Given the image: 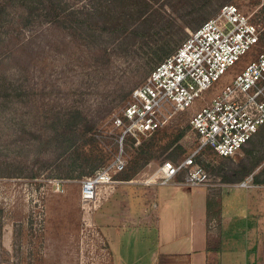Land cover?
Masks as SVG:
<instances>
[{
    "label": "rangeland",
    "instance_id": "rangeland-1",
    "mask_svg": "<svg viewBox=\"0 0 264 264\" xmlns=\"http://www.w3.org/2000/svg\"><path fill=\"white\" fill-rule=\"evenodd\" d=\"M53 1L85 21L86 31L58 26L48 0H0V264H117L121 256L125 264H153L150 257L158 253L170 217L153 218L151 227L142 217L170 189L146 183L164 163L179 164L198 150L190 120L214 92L191 110H172L168 123L138 147L128 141L126 170L101 189L91 209L82 200V182L119 153L114 120L164 60L162 50L174 52L223 6L236 4L262 32L242 68L264 48V0ZM143 146L147 165L140 157ZM196 161L210 176L201 187L208 191L209 221L217 219L218 228L222 209L242 215L239 233L246 234L254 264H264V126L233 157L204 149ZM246 168L254 170L246 179L257 176L258 183L242 188ZM179 192L172 206L180 210L183 243V193L192 189ZM111 202L120 203L121 214L114 208L120 221L110 219L115 230L108 231L99 214ZM138 210L145 211L135 215ZM229 237L221 262L239 264L243 257L228 252L242 240Z\"/></svg>",
    "mask_w": 264,
    "mask_h": 264
},
{
    "label": "built area",
    "instance_id": "built-area-1",
    "mask_svg": "<svg viewBox=\"0 0 264 264\" xmlns=\"http://www.w3.org/2000/svg\"><path fill=\"white\" fill-rule=\"evenodd\" d=\"M261 33L239 6L226 4L160 62L133 90L122 114L115 118L114 127L120 130L119 153L106 167L83 180L85 206L95 207L101 189L115 184V176L126 170L128 141L138 147L143 137L168 123L172 110H191L214 92L190 120L199 140L198 150L179 164L164 163L146 183L207 186L210 176L196 161L200 151L211 149L222 157L233 156L264 126V48L240 68L261 43ZM252 184L253 178H249L239 186Z\"/></svg>",
    "mask_w": 264,
    "mask_h": 264
},
{
    "label": "crops",
    "instance_id": "crops-1",
    "mask_svg": "<svg viewBox=\"0 0 264 264\" xmlns=\"http://www.w3.org/2000/svg\"><path fill=\"white\" fill-rule=\"evenodd\" d=\"M161 186H164L165 188L168 187L170 189V193L161 196V198L158 197L159 199H155V203L157 204V207H155V211H150V208H147V210L149 209L148 211H146L147 214L144 213V215L146 216L142 217L143 219H145V223L148 227L155 226L153 218L156 221V219H159L162 215L170 217L169 219H167V235L164 236L162 240V236L160 234L161 242L159 245V251L158 253L156 252L150 257V260L153 264H211V262L215 261L216 259L218 260V264H222L221 259L224 258V255H226V252L224 251V243L226 241H229V236H235L234 239L238 240L239 238H241L242 245L236 250L228 253H237L236 255L238 256L241 255L243 258L241 261L239 260V264L256 263L255 258H253V254L251 253L250 244H248V240L246 241L245 239L246 234L244 232L239 233V230L237 228L238 224H241L245 221L243 220L244 217L242 215H231L226 213L225 210L222 209L220 212L221 217L219 219V226L218 228H214L213 223L216 222L217 219L213 220V222L209 221L210 211L207 202L208 191L205 192L201 189V187L206 186L193 187L180 184ZM181 188L192 189V192H190L189 194L183 193L184 195H187L186 198L188 202V208H186V214H188V226H184V228H187V231L185 233V241L183 243L178 237L180 236L182 230L181 224H177V222L179 221L178 217L180 214V210L176 207L173 208L172 206V202L177 198L178 194L180 193L179 190ZM107 203H104L103 205L101 204L102 206L100 205L102 210ZM119 205H114L112 203L110 210H106L107 212L104 211L99 214V216H103L101 218V221L103 222L101 226H106L108 228V231L111 230V228L112 230H115L112 225L113 223L109 222L110 219H116L117 221H120L119 218L112 215L114 214L115 210V214H117V216L121 214V212L120 214L118 212V210H120ZM143 212L140 213V211L138 210L137 213L134 214L141 215L143 214ZM106 215L108 216V221L105 220ZM171 215L173 217H171ZM211 224L213 225L211 226ZM125 259V257L121 256L116 263L125 264Z\"/></svg>",
    "mask_w": 264,
    "mask_h": 264
},
{
    "label": "trees",
    "instance_id": "trees-1",
    "mask_svg": "<svg viewBox=\"0 0 264 264\" xmlns=\"http://www.w3.org/2000/svg\"><path fill=\"white\" fill-rule=\"evenodd\" d=\"M47 8H48V11H50L49 13L50 14L52 13V15L54 17L53 20L57 23L58 26L65 28V29H68V28L72 29L73 28L75 30H80L81 32L86 31L84 28L85 21L83 22V21L79 20L78 16L74 13H63L60 5L56 2H54L53 0H48ZM162 51H164V59H166L168 56H170L173 53V52L172 53L170 52L171 49L170 50L164 49ZM243 149L244 148H242L241 150H243ZM148 155H149V152L144 150V146L141 147L140 157H141V159H144L143 165H147V163H149L150 156H148ZM233 156H230V157H233ZM136 167L138 168V166H136ZM246 171L247 172L243 173L241 176L242 180L249 177L253 173L254 170L246 168ZM134 175H135V172L131 176H129V179H131ZM253 183H255V184L258 183V177L257 176L256 177L253 176Z\"/></svg>",
    "mask_w": 264,
    "mask_h": 264
}]
</instances>
